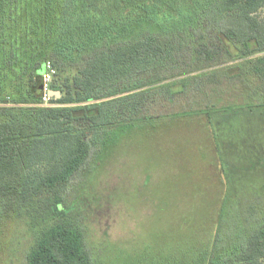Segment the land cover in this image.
Returning <instances> with one entry per match:
<instances>
[{
  "label": "trees",
  "instance_id": "16d2710c",
  "mask_svg": "<svg viewBox=\"0 0 264 264\" xmlns=\"http://www.w3.org/2000/svg\"><path fill=\"white\" fill-rule=\"evenodd\" d=\"M262 9L264 0H0V216L41 224L27 264H96L63 195L93 137L157 118L195 113L213 126L231 107L264 110L263 86L250 84L264 82ZM47 61L61 93L52 105L42 102ZM232 85L257 102L151 111L157 96ZM216 264H264V220Z\"/></svg>",
  "mask_w": 264,
  "mask_h": 264
},
{
  "label": "rangeland",
  "instance_id": "374dc122",
  "mask_svg": "<svg viewBox=\"0 0 264 264\" xmlns=\"http://www.w3.org/2000/svg\"><path fill=\"white\" fill-rule=\"evenodd\" d=\"M259 14L264 17V9ZM257 83L264 88V82H250ZM230 87L217 94L190 89L157 96L151 111L257 102L244 86ZM213 123L191 113L93 137L87 163L63 195L96 264H207L216 235L212 252L219 263L259 227L264 110L231 107L215 114ZM40 227L26 217L0 216V264H27Z\"/></svg>",
  "mask_w": 264,
  "mask_h": 264
},
{
  "label": "built area",
  "instance_id": "2783aa9c",
  "mask_svg": "<svg viewBox=\"0 0 264 264\" xmlns=\"http://www.w3.org/2000/svg\"><path fill=\"white\" fill-rule=\"evenodd\" d=\"M57 73L56 67L51 61L45 64V71L42 74V102L44 105H52V100L57 98L53 95L52 82Z\"/></svg>",
  "mask_w": 264,
  "mask_h": 264
},
{
  "label": "water",
  "instance_id": "95a60500",
  "mask_svg": "<svg viewBox=\"0 0 264 264\" xmlns=\"http://www.w3.org/2000/svg\"><path fill=\"white\" fill-rule=\"evenodd\" d=\"M41 90H42V87H41ZM53 95H55L57 98H59L60 96H61V93H60V91H54L53 90Z\"/></svg>",
  "mask_w": 264,
  "mask_h": 264
}]
</instances>
